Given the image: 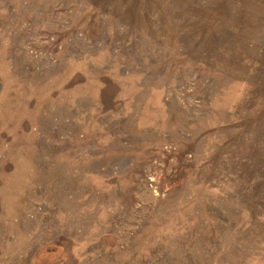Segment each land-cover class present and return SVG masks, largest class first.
<instances>
[{
    "label": "rangeland",
    "instance_id": "1",
    "mask_svg": "<svg viewBox=\"0 0 264 264\" xmlns=\"http://www.w3.org/2000/svg\"><path fill=\"white\" fill-rule=\"evenodd\" d=\"M0 264H264V0H0Z\"/></svg>",
    "mask_w": 264,
    "mask_h": 264
}]
</instances>
